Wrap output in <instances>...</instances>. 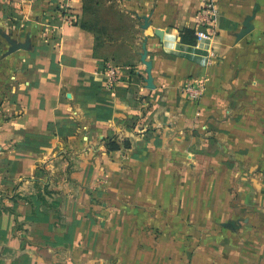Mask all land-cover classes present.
<instances>
[{"label": "crops", "instance_id": "1", "mask_svg": "<svg viewBox=\"0 0 264 264\" xmlns=\"http://www.w3.org/2000/svg\"><path fill=\"white\" fill-rule=\"evenodd\" d=\"M56 2L0 46V264H264V0H217L207 41L204 0Z\"/></svg>", "mask_w": 264, "mask_h": 264}, {"label": "built area", "instance_id": "2", "mask_svg": "<svg viewBox=\"0 0 264 264\" xmlns=\"http://www.w3.org/2000/svg\"><path fill=\"white\" fill-rule=\"evenodd\" d=\"M217 0H204V6L200 9V14L204 15L202 16L203 25H201V28L197 31V37L201 40H211L213 37V23H214V15L213 12L215 10V4ZM61 8H64L63 11L60 12V10H56V13L60 17V20L64 23H68L70 25H76L79 23V20L77 17L73 14V11L69 7L62 6ZM206 14H209L210 16L207 17ZM213 17V18H212ZM209 18L210 22L206 19ZM55 32V28L52 25H48L45 29V36L47 40H50L51 37L53 38V33ZM105 75L107 76V82L110 87H113L115 84L120 82L124 79L123 74L120 73L119 69L114 66L107 65L105 70ZM185 91L190 94L191 97L198 98L200 96L199 90L196 88L194 84H187L185 86Z\"/></svg>", "mask_w": 264, "mask_h": 264}, {"label": "rangeland", "instance_id": "3", "mask_svg": "<svg viewBox=\"0 0 264 264\" xmlns=\"http://www.w3.org/2000/svg\"><path fill=\"white\" fill-rule=\"evenodd\" d=\"M81 0H57L56 2V9H55V15L58 19L60 17L56 13V10L63 11L64 8H61L62 6L69 7L71 10H74V7L72 5L74 4L75 6L79 4ZM97 0H83L89 6V8H93L94 4L96 3ZM78 2V3H77ZM58 3V4H57ZM0 4L2 6H7V9H5V13L3 14V17L0 15V24L2 25L3 19L8 21L9 27L8 29H5V27L2 25L0 27V46L8 47L6 50L9 51L11 48V45L7 42L5 35L10 37L12 40L17 41L19 43V26L15 25V22H19V0H0ZM93 6V7H92ZM75 15V13H73ZM10 21V23H9ZM15 25V26H12ZM3 48L0 49V51H3ZM18 52V51H17ZM5 53V52H3ZM16 53V52H15ZM13 53V54H15ZM12 55V54H11Z\"/></svg>", "mask_w": 264, "mask_h": 264}, {"label": "water", "instance_id": "4", "mask_svg": "<svg viewBox=\"0 0 264 264\" xmlns=\"http://www.w3.org/2000/svg\"><path fill=\"white\" fill-rule=\"evenodd\" d=\"M252 19H253L252 17L249 18V20L246 23V28L241 33L240 37H244L252 31V29H253V26L251 24ZM144 20H145V24H144L143 28H144V30H146L149 28L150 24H149L148 17H145ZM160 34H161L160 31L156 32L157 36H160ZM5 38H6L7 42L11 45V48L6 53V56L11 55V54H13L17 51H20V50H28L29 49V46H30L29 41H27L25 43H18L17 41L12 40L10 37H8L6 35H5ZM143 50H144V53L142 55V63L146 66V72L148 75V77L146 79L147 88L148 89H154L155 86H154V80H153V75H152L153 63L147 60L148 51L146 48V44L143 46ZM0 153H1V147H0Z\"/></svg>", "mask_w": 264, "mask_h": 264}, {"label": "trees", "instance_id": "5", "mask_svg": "<svg viewBox=\"0 0 264 264\" xmlns=\"http://www.w3.org/2000/svg\"><path fill=\"white\" fill-rule=\"evenodd\" d=\"M186 35H189L193 40L195 39L194 37V31L193 30H186L184 32ZM123 145L125 147H129L130 146V143L128 141H124L123 142ZM106 146H108L109 150H115V149H118L119 148V145L118 143L116 142V140L113 138H108L107 141H106Z\"/></svg>", "mask_w": 264, "mask_h": 264}]
</instances>
